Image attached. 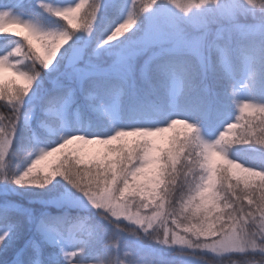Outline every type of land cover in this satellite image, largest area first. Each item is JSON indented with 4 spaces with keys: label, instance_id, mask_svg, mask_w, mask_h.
Segmentation results:
<instances>
[{
    "label": "snow or ice",
    "instance_id": "1",
    "mask_svg": "<svg viewBox=\"0 0 264 264\" xmlns=\"http://www.w3.org/2000/svg\"><path fill=\"white\" fill-rule=\"evenodd\" d=\"M0 102V264H264V0H0Z\"/></svg>",
    "mask_w": 264,
    "mask_h": 264
},
{
    "label": "trees",
    "instance_id": "2",
    "mask_svg": "<svg viewBox=\"0 0 264 264\" xmlns=\"http://www.w3.org/2000/svg\"><path fill=\"white\" fill-rule=\"evenodd\" d=\"M5 77H6V79H13V77H11V75L8 74V73L5 74ZM20 83H22V81ZM0 103H2V102H0ZM0 111H3V109L0 108ZM250 151H251L250 149L238 150L239 154L244 155V156L248 155L250 153ZM27 195H29V196H32V195L39 196V195H42V193H39L38 191H36L34 193H28ZM168 255L170 257L172 256L171 253H168ZM177 264H185V260H180L179 258H177Z\"/></svg>",
    "mask_w": 264,
    "mask_h": 264
},
{
    "label": "rangeland",
    "instance_id": "3",
    "mask_svg": "<svg viewBox=\"0 0 264 264\" xmlns=\"http://www.w3.org/2000/svg\"><path fill=\"white\" fill-rule=\"evenodd\" d=\"M43 20H44L45 23H49V24L52 23V21L49 18H47V17H43ZM241 156H244V155H241ZM145 243H148V242L146 241ZM185 264H196V262L195 261H190V260H185Z\"/></svg>",
    "mask_w": 264,
    "mask_h": 264
}]
</instances>
